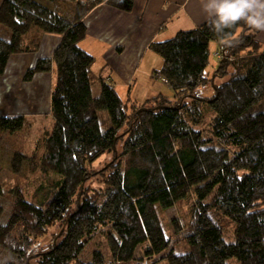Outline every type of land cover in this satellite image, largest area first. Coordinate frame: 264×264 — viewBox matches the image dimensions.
<instances>
[{
	"label": "trees",
	"instance_id": "obj_1",
	"mask_svg": "<svg viewBox=\"0 0 264 264\" xmlns=\"http://www.w3.org/2000/svg\"><path fill=\"white\" fill-rule=\"evenodd\" d=\"M103 3L133 8V0H3L0 5V26L10 35H0V76L13 55L38 49L36 37L61 36L52 58L39 59L25 74L29 81L55 70L53 125L32 154L11 152L14 173L28 166L55 179L33 192L20 183L0 184V251L11 256L0 264H264L261 30L240 21L216 33L208 19L154 42L152 50L163 59L158 73L175 101L160 93L129 104L106 72L93 73L95 57L80 46L88 35L84 17ZM211 41L219 45L220 61L209 99L196 90L208 80ZM229 74V80L216 81ZM94 85L100 87L97 96ZM26 124L22 115H0V147L5 134ZM104 156L105 164L94 167ZM93 180L99 185L93 187ZM184 200L189 212L172 219L168 234L160 210ZM231 223L234 241L228 244L223 237ZM57 225L54 245L31 253ZM98 235L109 255L95 248L87 257L84 252ZM181 243L187 250L178 253Z\"/></svg>",
	"mask_w": 264,
	"mask_h": 264
},
{
	"label": "crops",
	"instance_id": "obj_2",
	"mask_svg": "<svg viewBox=\"0 0 264 264\" xmlns=\"http://www.w3.org/2000/svg\"><path fill=\"white\" fill-rule=\"evenodd\" d=\"M204 2L207 0H133L131 11L107 3L96 6L84 17L88 35L80 43L95 57L93 73L106 72L107 80L119 94L121 88L128 87L132 92L137 83L141 85V80L136 79L138 74L151 75L147 79L160 78L158 71L162 66L152 44L171 39L179 31L196 28L212 18L204 11ZM36 38L38 49L13 55L6 72L0 76L1 116L51 113L55 70L35 74L31 82L25 81V74L39 59L52 58L61 36L42 34ZM260 38L264 42V31ZM153 61L156 66L149 65ZM163 81V85L169 84Z\"/></svg>",
	"mask_w": 264,
	"mask_h": 264
},
{
	"label": "rangeland",
	"instance_id": "obj_3",
	"mask_svg": "<svg viewBox=\"0 0 264 264\" xmlns=\"http://www.w3.org/2000/svg\"><path fill=\"white\" fill-rule=\"evenodd\" d=\"M62 7H65L66 5H61ZM3 27V26H2ZM7 29V28H6ZM9 31V30H7ZM10 33V31H9ZM0 35L6 38H9V34L5 31V28L0 31ZM210 49V55L208 59V64L205 69V77L208 78L205 84L198 87L196 90V94L202 98H212L215 90L213 87V78L215 76V72L219 65V56L217 55V51L219 49V45L216 41H211L209 45ZM220 55V54H219ZM159 59V66H162L163 59L161 56L158 55L155 56ZM150 58V57H149ZM148 58V59H149ZM51 59V58H50ZM150 66H156V62H149ZM93 70V69H92ZM156 72V71H155ZM151 75H140L138 74L137 78L138 80H141V85L137 83L133 89V91H129L127 88H121L120 89V95L121 97L128 101L129 104L132 102H135L137 104H141L145 102L146 99L149 97H154L157 94L164 93L166 96H168L172 102L175 101V93L172 90L171 86L169 84L163 85L165 83L163 81V76L155 77L147 79ZM146 78V79H145ZM231 78V74L227 75L223 78H217L216 81L218 83L227 81ZM33 78L26 82H31ZM55 83V81H54ZM162 85V86H161ZM98 88V90H97ZM100 87L97 85H94L93 87V93L95 96H97L96 93L98 92ZM127 90L129 92H127ZM152 103V102H151ZM151 105V104H147ZM207 113V112H206ZM210 114L207 113L206 117V125L209 122ZM24 117L27 120V124L24 127V129L20 132L14 133L13 135L5 134L3 137V146L0 147V167H2V172L0 174V184L6 185V187H10L12 185H15L16 183H20L22 186H24L27 190L30 192H33L39 185L43 183H48L49 180L55 179V175L53 173H44L41 170H36L35 172H31V170L28 169V166H25L20 173H14L12 170L11 165V157H12V150L14 148L23 150L26 154H32L37 148H39L38 142L42 135H44L45 131L50 129L53 125V118L51 116V113L46 111L39 114H30V115H24ZM204 125V126H206ZM13 136V137H12ZM120 148V145H119ZM15 149V150H16ZM14 151V150H13ZM106 159L108 157L104 156L99 161H97L94 164V167H101L105 164ZM99 185V182L97 180L92 181V186L96 187ZM190 208V202L184 200L181 203H178L175 207L168 209L166 211L160 210V216L161 221L163 223V227L165 230L169 233L173 232L172 228V219L176 217H185L187 213L189 212ZM229 227V228H228ZM226 227V232L223 237V240L225 242L232 243L234 241V228L235 225L231 223V226ZM59 234V226H54L50 229L49 233L40 237L37 242L33 245L31 253H36L39 251H46L49 250L55 243L54 237ZM187 246L185 243H181L178 248L177 252H183L187 250ZM95 248H101L103 252L107 255H109V249L106 243V240L103 236L98 235L94 240L89 244L84 254L87 255V257L91 256V252ZM140 251H138V254ZM11 258L9 254H6L4 251H0V262H6ZM153 262H149V264H152ZM156 264H169L168 261H160Z\"/></svg>",
	"mask_w": 264,
	"mask_h": 264
},
{
	"label": "clouds",
	"instance_id": "obj_4",
	"mask_svg": "<svg viewBox=\"0 0 264 264\" xmlns=\"http://www.w3.org/2000/svg\"><path fill=\"white\" fill-rule=\"evenodd\" d=\"M203 8L212 17L209 22L216 33H224L240 21L264 31V0H207Z\"/></svg>",
	"mask_w": 264,
	"mask_h": 264
}]
</instances>
